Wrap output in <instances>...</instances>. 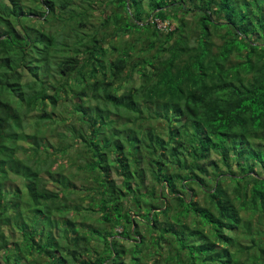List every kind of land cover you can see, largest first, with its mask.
Masks as SVG:
<instances>
[{"label": "trees", "instance_id": "obj_1", "mask_svg": "<svg viewBox=\"0 0 264 264\" xmlns=\"http://www.w3.org/2000/svg\"><path fill=\"white\" fill-rule=\"evenodd\" d=\"M73 1L0 0V264H264V0Z\"/></svg>", "mask_w": 264, "mask_h": 264}, {"label": "rangeland", "instance_id": "obj_2", "mask_svg": "<svg viewBox=\"0 0 264 264\" xmlns=\"http://www.w3.org/2000/svg\"><path fill=\"white\" fill-rule=\"evenodd\" d=\"M87 1L86 0H74L72 3H71V6L69 7V9L65 12L66 15H69L71 11H75V12H81L83 11L84 9L87 8ZM96 5V7H95ZM102 4L99 2V1H96L93 5V8L89 9V12H88V20L90 21L89 24H94V25H97L99 26L100 24V18L102 16V11H101V8H99V6H101ZM81 6H84V8H82ZM86 6V7H85ZM74 21H77V19H74ZM162 24H167V27L165 28H168L169 26V23H162ZM160 27V26H159ZM175 27V24L173 25H170V28H174ZM160 28H163V27H160ZM4 26L0 25V38L1 37V33L2 31L4 30ZM108 41V39H107ZM211 160H215V161H219L220 160V155L217 154V153H212L211 154ZM71 170H68V173L70 172ZM118 180V178H116ZM149 182V181H147ZM79 196L84 198V204L87 205L89 204V198H86V194L83 193V192H80L79 193ZM90 205V204H89ZM73 213H70V217L72 216ZM100 215L99 214H95V215H91L90 216V220H89V223H91L92 225H97V226H101L102 224L101 223H98L96 221V216L98 217ZM103 227V225H102ZM121 243V247L124 245V241L120 242ZM123 248V247H122ZM147 252H144L142 253V260L146 261V258L148 257L146 254ZM128 254L125 256V259L127 258Z\"/></svg>", "mask_w": 264, "mask_h": 264}, {"label": "built area", "instance_id": "obj_3", "mask_svg": "<svg viewBox=\"0 0 264 264\" xmlns=\"http://www.w3.org/2000/svg\"><path fill=\"white\" fill-rule=\"evenodd\" d=\"M159 26L165 28V27H167V24L159 23Z\"/></svg>", "mask_w": 264, "mask_h": 264}]
</instances>
